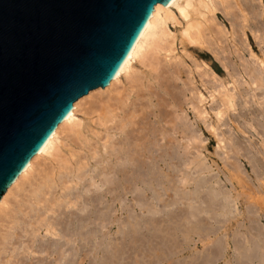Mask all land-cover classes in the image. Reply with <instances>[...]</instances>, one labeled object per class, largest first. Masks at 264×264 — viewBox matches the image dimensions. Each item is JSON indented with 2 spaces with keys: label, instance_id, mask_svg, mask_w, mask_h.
Wrapping results in <instances>:
<instances>
[{
  "label": "bare ground",
  "instance_id": "6f19581e",
  "mask_svg": "<svg viewBox=\"0 0 264 264\" xmlns=\"http://www.w3.org/2000/svg\"><path fill=\"white\" fill-rule=\"evenodd\" d=\"M171 6L178 9L177 16L180 15L181 22L173 16ZM217 14L225 17L228 27L218 21ZM168 22L181 25L177 26L176 30L173 29L175 32L172 33L168 28ZM249 35L253 41L249 39ZM176 41L185 52L189 44L207 48L225 75L223 74V77L217 75L215 69L219 68L213 59L209 60L208 57V61L197 60L198 57L205 56L204 52L196 51L195 47H192V51L196 53L190 56L188 52L185 54L180 50L192 59L190 60L192 65L186 64L187 79H183L184 76L183 80H180V87L170 88L167 85L168 75L157 73L154 81L155 91H160L167 97L162 98L159 94L161 98L157 97L156 101L152 102L149 96L151 89L150 86L147 87L152 83L143 82L137 73L128 75L131 60L140 59L145 68L156 71L161 63L158 55L164 52L165 54H162L164 59L166 58L164 62L178 58V61L168 65V70L178 69L181 73L180 63L183 62V57L172 55L176 49ZM179 58L182 60L179 61ZM140 73L146 81L147 77L151 78L144 71ZM121 74L128 75L130 79L128 89L130 92L136 91L135 100L141 98V93L146 94L141 95L147 98L143 99L146 101L145 104L142 102L143 104L138 107L136 102V107L131 98L129 100L131 102L126 103V99H129V95L126 96L127 92L125 94L121 89V92L114 91ZM171 74L176 79L179 73L176 71ZM196 76L205 93L200 87L195 86ZM123 86L125 87L124 84ZM187 90L191 96L187 94L190 97L185 98L187 95L184 93ZM102 91L112 95H106L108 100L104 99L106 101H102L97 107L90 102V106L85 107L84 112L88 114L85 122H80L74 117L81 100L73 104L72 113H68L64 122L57 125L43 144L42 151L30 159L27 170L19 174L10 191L5 192L3 198H0V217L9 223L7 224L9 231L5 230L2 237L11 238L13 230L17 227L24 228L20 224H24L26 220L22 222L19 214L33 216V212L38 214L40 210L36 207L40 206L41 210H49L53 214L57 210L59 215H64L59 219L50 216V220L55 219L53 222L47 219L48 216L40 220L36 228L31 222L30 236L41 227L49 233L48 235L57 236L58 239L44 240L37 247L43 250V253L45 251L54 253L52 259L54 264H85L91 258L93 261L104 262V254L110 249L117 248L119 232L127 229L134 231L144 226L150 230L160 231L163 234L162 238L167 240L163 241V244H169L159 246L161 249L152 247L154 260L151 264H163V261L169 264L173 261L174 264H216L219 261H222V264H264V229L260 227V219H264V211L260 212V209L264 208V197L259 199V210L254 204L250 205L252 203L246 204L249 202L246 197L247 202L244 205L242 201L241 205H244L240 218L242 221L238 222L236 215H240L241 209L236 210L238 213L235 216L230 214L229 205L232 207L233 203L229 204L231 193L221 183L222 180L228 182L234 180L243 186H247L246 183L252 185L257 183L258 187H264V0H173L168 8L155 7L154 14L149 17L137 37L119 75L114 76L105 90L98 92ZM92 93L93 90L91 95ZM94 98L96 97L91 101ZM168 101L172 108H165ZM189 108L193 113V119L187 116ZM83 114L82 118L86 116ZM149 114L156 118L155 121L149 120L147 116ZM162 118L167 126L160 124ZM201 130L202 133L208 134V140L216 141L218 149L214 150V154L217 161L220 160L222 166L227 169H238L241 174L232 176L224 174L223 179L218 174H210V165L207 166L205 163L207 161L201 157L204 150L206 154L208 147L204 139L200 138L203 136ZM116 134L118 137L114 136ZM62 135L71 137L69 143L65 141L68 138L63 140L67 144L61 142ZM101 138L102 142L99 143ZM77 141L81 144L79 147H76ZM92 141L94 142L92 150L83 151ZM81 152H85L82 153L84 159H81ZM46 154L50 159L48 163L44 160V164L41 165L42 157ZM92 158L95 160L93 163L90 162ZM240 158L245 159L251 173L242 167ZM94 177H97L98 181L97 179L95 181ZM103 186L104 190L101 189ZM121 190L127 197L130 195V199L125 198L127 201L125 199L123 201ZM18 192H23L21 195L24 196L19 198ZM56 192L58 194H55ZM107 193L112 196V203L109 201V204H106L104 201ZM246 195L241 200H244ZM259 195L258 193L256 196ZM10 197L14 198V205L9 203ZM115 201L119 203L118 208L125 216L119 217V213L115 215L117 211L113 206ZM68 207L75 209L69 210ZM139 210L141 214L137 213ZM158 212L161 215L160 219L155 217ZM40 216L38 218L45 215ZM232 220L237 222L235 228L231 229L230 239L224 241L218 234L212 240L214 243L212 246L204 248L201 246L203 249L200 248L199 251L192 250L190 258L178 262L180 260L177 258L181 257H178L176 252L181 255L186 249L182 246L186 244L185 241L180 243L179 237L182 234L190 237L194 233L203 242L220 226H225L226 222ZM31 224L28 225L29 228ZM112 227L115 229L110 234L108 231ZM105 229L107 231H104ZM37 235L40 236L36 234V237L35 235L33 237L37 238ZM25 236L27 235L23 237ZM41 237L43 239V236ZM13 241L15 244V240ZM229 243L231 253L229 252L230 257L227 259L225 253ZM166 249L170 251L167 253ZM159 256H162V260L163 258L167 260L162 261ZM115 259L113 255L109 263L114 264Z\"/></svg>",
  "mask_w": 264,
  "mask_h": 264
},
{
  "label": "water",
  "instance_id": "95a60500",
  "mask_svg": "<svg viewBox=\"0 0 264 264\" xmlns=\"http://www.w3.org/2000/svg\"><path fill=\"white\" fill-rule=\"evenodd\" d=\"M172 1L0 0V198L73 104L119 75L154 8ZM118 234L104 262L88 264H110L113 255L114 264H151L152 247L169 245L146 226ZM9 240L1 237V250Z\"/></svg>",
  "mask_w": 264,
  "mask_h": 264
},
{
  "label": "rangeland",
  "instance_id": "374dc122",
  "mask_svg": "<svg viewBox=\"0 0 264 264\" xmlns=\"http://www.w3.org/2000/svg\"><path fill=\"white\" fill-rule=\"evenodd\" d=\"M171 11H172V13H173V16L176 18V19H178L179 20V22H181L182 20L180 19V15L179 16H177L178 14H179V11H178V9L176 8V6L175 7H173V6H171ZM178 13V14H177ZM217 15H219V14H217ZM178 17V18H177ZM225 19V17H223V16H218V21H220V23H223V24H225L227 27L229 26L228 25V22L226 21V19ZM224 20V21H223ZM169 23H171L172 24V26H171V24H169ZM227 23V24H226ZM178 23H176V24H174V22H168V28H169V30L170 31H172V33H174L175 32V28H177V26L179 27L180 25L178 24ZM174 26V27H173ZM173 29H175V30H173ZM249 39L251 40L252 39V37L249 35ZM251 41H253V40H251ZM176 49H175V52H177V53H175V52H173V54L172 55H177L178 57H183L182 59H183V62L182 63H180V70L182 71L181 73L180 72H178V69L177 70H175V69H172L171 68V70L172 71H169L168 70V65L169 64H172L173 63V61H178V58H176V60L175 59H172V61L170 62V61H168L167 60V62H164V61H166V58L164 59V57H163V55L165 54L164 52V54L163 53H159V55H158V57H159V59H160V61H161V65L159 64L158 66H159V68H157V70L156 71H154V70H150L149 68H145L146 66H144L143 65V63L141 62V60L140 59H137V58H135V59H132L131 60V67H130V69H129V73H128V75H134L135 73H137V75L138 76H141L140 77V79L144 82H151L152 84H149V85H147V87L149 88V86H150V88L149 89H151V93H150V98H152L151 99V101L152 102H154V101H156V99H157V97H159V98H165V97H167L166 95L165 96H163V94L160 92V91H155V77H156V75H157V73H160V74H163V75H168V77H169V81L167 82V85H168V87H170L171 88V86L172 87H174V86H176V87H180L181 86V81L180 80H183V79H187V75H188V66L186 65V64H188V65H192V63L190 62V60L192 61V59L189 57L188 58V55H190V54H193V53H196V51H201V52H204V54H205V56H201V57H198V59L197 60H203V61H208V59L209 60H212L213 58H212V56H211V54H210V51H208V49L207 48H205V47H200V46H198V45H195V44H189L190 46H189V48L188 49H186V52L185 51H183L182 49H181V47H180V45L178 44V42L176 41ZM192 47H195V50L196 51H192ZM201 49V50H200ZM180 50H182L185 54L188 52V55H185L182 51H180ZM182 54H184V55H182ZM175 53V54H174ZM163 54V55H162ZM180 55V56H179ZM209 55V56H208ZM185 56H187L186 58H188V59H186L185 58ZM191 56V55H190ZM161 57V58H160ZM209 57V58H208ZM246 57H247V55H246ZM163 58V59H162ZM162 59V60H161ZM181 58H179V61L180 60H182ZM138 60V61H137ZM163 62V63H162ZM213 62L215 63V65H217V67L219 68L218 70L217 69H215V72H217V75L218 76H220V77H223L225 74H224V72H223V70L221 69V67L219 66V63H217V61H215L214 59H213ZM141 64V65H140ZM182 64H184V65H186L187 66V68H186V66L184 67V65H182ZM143 65V66H142ZM163 65V66H162ZM142 67V68H141ZM137 68V69H136ZM138 68H140V70L138 69ZM146 69H147V71H146ZM160 69V70H159ZM166 70H168V71H166ZM136 71V72H135ZM140 71H144L145 72V74H147V75H149L151 78H149V77H147V81L144 79V77H143V74L142 73H140ZM177 71V73H179L178 74V77L175 79L173 76H172V72L174 73V72H176ZM187 71V72H186ZM220 71V72H219ZM222 71V72H221ZM151 72V73H150ZM163 72V73H162ZM165 73V74H164ZM171 74V75H170ZM224 74V75H223ZM128 75L127 76H125L124 74H121L120 76H119V78H120V80H119V82L117 83L116 82V84H115V86H114V91L116 90V91H120V89L123 91V92H125V94H126V92H127V94H126V96L127 95H129L128 97H129V99L127 100L126 99V103L127 102H131V101H129L130 100V98H131V100H132V102H134L135 103V105H136V102H138L137 103V105H138V107H139V105L140 104H145L146 103V101H144V100H146L147 98L146 97H143L144 95H146V94H144V93H139L140 94V97L142 98H140V99H136L135 100V96H134V93H136V91L134 90L133 92H130L129 91V84H130V79H129V77H128ZM153 75V76H152ZM186 78H185V77ZM154 77V78H153ZM184 77V78H183ZM197 77L198 76H196V84H195V86H198V87H200L201 88V86H200V82H199V79H197ZM126 79V81H125V79ZM183 78V79H182ZM150 79V80H149ZM154 79V80H153ZM170 79H172V80H170ZM153 80V81H152ZM178 80V81H177ZM122 81V82H121ZM127 81H129V82H127ZM199 82V83H198ZM123 84L125 85V87L123 86ZM148 84V83H147ZM172 84V85H171ZM199 84V85H198ZM116 85H117V88L119 89V90H117V88H116ZM122 86V87H121ZM155 86V87H154ZM121 87V88H120ZM152 87V88H151ZM193 87V86H192ZM123 88V89H122ZM154 88V89H153ZM128 90V91H127ZM201 90L204 92V89H202L201 88ZM113 91V92H114ZM104 92V93H103ZM121 92V91H120ZM157 92H159V93H157ZM107 92H105V91H102V92H98V91H93V93H92V95L90 96V97H86V98H84V99H82L81 100V105H80V107H79V110H77V112L74 114V117H75V119H77L78 118V120H80V122L82 121V122H85L86 121V119H85V117L87 118V116H88V114H86V112H84V111H86V109H85V107L87 108L88 106H90V102L92 103V105L93 106H96L97 107V105H99L102 101H106V100H108V96L109 95H112V93H108V94H106ZM129 93V94H128ZM152 93H153V95H152ZM190 92L187 90V92H185L184 94L185 95H190L191 96V94H189ZM205 93V92H204ZM97 94H98V96H97ZM143 94V96H141ZM155 94H157L155 97H154V95ZM161 95V97H160V95ZM102 95V96H101ZM106 95H108V96H106ZM185 96V98H188V97H190V96ZM104 96V97H103ZM106 96V97H105ZM114 96V95H113ZM112 96V97H113ZM184 96V95H183ZM93 97H96V98H94V100L97 102H95L94 100L93 101H91V99H93ZM99 97V98H98ZM133 97V98H132ZM158 98V99H159ZM184 98V97H183ZM100 99V100H99ZM104 99H106V100H104ZM135 101H134V100ZM144 99V100H143ZM138 100V101H137ZM139 100H140V102H139ZM167 100H168V98L166 99V102H167ZM93 102H95V103H93ZM99 102V103H98ZM143 102V103H142ZM171 103L168 101V103H167V105H166V107L165 108H167V109H169V108H172V107H170L171 105H170ZM190 104V103H189ZM189 104H188V106H189ZM137 105H136V107H137ZM207 105V104H206ZM82 110H81V109ZM164 108V107H163ZM83 111V112H82ZM163 111V110H162ZM84 113V114H83ZM82 114H83V116L84 115H86V116H84L83 118H82ZM76 115V116H75ZM148 117H149V120H154L155 121V119L156 118H154V116L152 117V114L150 115H147ZM187 116L190 118V119H193V113H192V111H191V108H189V109H187ZM77 117V118H76ZM148 117H147V119H148ZM83 119V120H82ZM164 118H162V120H163ZM161 120V122H160V124H162L163 123V125H165L166 123H165V121L163 120L162 121ZM165 123V124H164ZM81 124H83V123H81ZM165 126H167V125H165ZM232 127V126H231ZM221 128V127H220ZM222 128H225L224 126H222ZM199 129H200V127H199ZM203 130V129H202ZM202 130H201V135H203V136H200V138H203L204 139V142L205 143H207L208 144V147H207V150H206V154H205V150L202 152V154H201V157L202 158H204V161H207V162H205V163H207L206 165L207 166H209L210 165V167H211V173H210V171H209V173L210 174H218V175H220V176H222V179H223V175L224 174H227V175H229V176H232V175H237V174H241L240 173V171L238 170V169H232V168H230V169H227V168H225L224 166H222V164H221V162H220V160H218L217 161V159L215 158V157H217L215 154H214V150H216V149H218V148H216V141L213 139V140H208V134L206 133V132H203L202 133ZM204 131V130H203ZM198 132H200V130L198 131ZM115 137H118V134H116V135H114ZM64 137V138H63ZM66 138H68L67 140H65ZM71 137L69 136V137H65V136H63L62 135V140H61V142H64V144H67V143H65V141H67L68 143H69V139H70ZM207 138V139H206ZM63 140H65V141H63ZM69 140V141H68ZM100 142H102V138H101V140H99V143ZM60 143V142H59ZM79 144V145H78ZM92 144V145H91ZM91 144L89 145V146H85L86 148H84V149H86V150H83V151H87V150H92V148L94 147L93 145H94V142L92 141L91 142ZM81 144H80V142H78L77 141V143H76V147H79ZM63 148H65V147H63ZM207 152H209L208 154H207ZM85 153V152H81V159H84L85 157H84V155L83 154ZM211 154V155H210ZM213 154V155H212ZM203 155V156H202ZM206 155V156H205ZM48 157H50L49 155H45V156H43L42 157V161H43V163H41V165L42 164H44V160H45V163L47 162L48 163V160L50 159V158H48ZM84 157V158H83ZM207 157V158H206ZM208 157H209V159H208ZM212 157V158H211ZM206 158V159H205ZM47 159V160H46ZM210 159H213L214 160V162H216V163H214L213 162V160H211L210 161ZM94 162L95 160H93V158L92 159H90V162ZM92 162V163H93ZM210 162H212L211 164H210ZM241 164H242V167H245L246 168V171L248 172V173H251L250 172V167L248 166V164L247 163H245V159L244 158H240V161H239ZM214 163V164H213ZM214 166H213V165ZM217 164V165H216ZM221 165V166H220ZM245 165V166H244ZM213 166V167H212ZM215 167H218V168H216L217 169V171H215L216 169H215ZM214 169V170H213ZM222 169V170H221ZM213 171V172H212ZM232 171V172H231ZM216 172H218V173H216ZM224 172V173H223ZM95 173V172H94ZM94 173H92V174H94ZM214 174V175H215ZM95 181H96V179H97V181H98V178L97 177H94L93 178ZM231 182V181H230ZM228 182V181H224V180H222L221 181V183L223 184V186H225V188L227 189V190H229V193H231V194H229V196H231V198H229V204L230 203H232V207H230V205H229V208H230V214L231 215H233V216H235V214L236 213H238V211H236V210H239V209H241V210H239L240 212V215H236V220H238V222H240V220L242 221V219H240V218H242V216H241V212L243 211V206L245 205V203L247 202V200L249 201V202H247L246 204H250V203H252V204H250V205H253L254 204V206L256 207V208H258V210L260 209V207H259V199L260 198H262L263 199V197H264V194H262V193H264V187L263 186H260V187H258V184L256 183H253V185L252 184H250V183H246V185L247 186H243L241 183H237V182H235L234 180H233V182ZM89 183V182H88ZM213 183H214V181H213ZM233 186H232V185ZM239 186H238V185ZM243 186V187H241V185ZM89 185V184H88ZM249 185L251 186L250 188H251V190H250V188H249ZM256 185H257V187H256ZM232 186V187H231ZM253 186H255V188H253ZM89 187L90 188H92V186H90L89 185ZM231 187V188H230ZM245 187V188H244ZM249 189H247V188ZM233 188V189H232ZM237 188V189H236ZM256 188H257V190H256ZM260 188H261V190H260ZM101 189H105V186H103V187H101ZM253 189V190H252ZM255 189V190H254ZM263 189V190H262ZM232 190V191H231ZM234 190V191H233ZM235 190H236V192H235ZM57 191V190H56ZM122 191V190H121ZM244 191H245V193L247 194H244ZM259 191V192H258ZM58 192V191H57ZM55 193V194H58V193ZM120 192V191H119ZM233 192V193H232ZM234 192H235V194H234ZM238 192H240L239 194H238ZM250 192H252V193H250ZM255 194H254V193ZM261 192V193H260ZM21 193H23V192H18L17 193V195H19L18 197L20 198V197H23L24 195H21ZM121 193V196H122V198H123V201H124V199L126 198V199H130V197L128 198L127 197V195H124V193H123V191L122 192H120ZM237 193V194H236ZM243 193V194H242ZM249 193V194H248ZM260 194L259 196H256L257 194ZM24 194V193H23ZM109 193H107V194H105V197H104V201H106V204H109V201H110V203H112V196L109 194ZM262 194V195H261ZM124 195V196H123ZM236 197V200H234L235 199V197ZM237 195V196H236ZM244 195H246L245 196V202H244V200H241V199H243L244 198ZM251 196V198H250V196ZM255 195V196H254ZM107 196V197H106ZM111 196V197H110ZM243 196V197H242ZM263 196V197H262ZM238 197V198H237ZM246 197H248V199H246ZM105 198H107V199H105ZM125 199V200H126ZM230 199H232V200H230ZM238 199V200H237ZM9 200H10V202L9 203H11V205H14V203H15V200H14V198L13 197H10L9 198ZM14 200V201H13ZM254 201V202H252V201ZM108 201V202H107ZM127 201V200H126ZM231 201V202H230ZM242 201H243V203H244V205L243 206H241L243 203H242ZM251 201V202H250ZM186 202V201H185ZM237 204H236V203ZM239 202H241V203H239ZM233 204H234V206H233ZM182 206H183V204H181ZM236 205V206H235ZM240 205V206H239ZM113 206H114V208L115 209H117V211H115V215H117L118 213H119V217L120 216H125V214L118 208L120 205H119V203H117V201H115L114 203H113ZM234 207V208H233ZM243 207V208H242ZM37 209H39L40 211H38L37 213L38 214H36L35 212H33V216H35V217H33V216H31L30 214H29V216H26V215H23L22 213L21 214H19V219H21V221L22 222H24L25 220H26V222H24V224L23 223H21L20 224V226H24V228L28 231H26L23 227H22V229L21 228H19V227H17V228H19V230L16 228V230H10V231H12L13 233H12V235H11V238H10V240H9V244L11 245H9L8 243V245L6 244V247H7V249H9V250H7L6 249V247H5V251L3 252V250H1L0 249V254H2V256L0 255V264H17V262H18V264H34V263H37V264H54V261L52 260L53 259V256H54V253H52V254H50V253H48V252H46L45 250V252L44 253H46V254H44L42 251L43 250H39L37 247H38V245H39V243H42L44 240H47V241H51L52 239H58L57 238V236H54V235H48L49 233H46L45 232V230L41 227V229L43 230H41V229H38L37 231H35V233L34 234H32V236H30V230H31V227H32V224L34 223V225H33V227L34 228H36L37 226H38V222L40 221V220H42V219H45V218H47L48 216V218L47 219H49L50 220V216L51 217H53V216H55L54 218H57V219H59V218H62L61 217V215H63V214H60L59 215V213H58V211L56 210V212L53 214V213H51L49 210H47V211H44V210H41L42 208L39 206V207H36ZM72 208V209H71ZM68 207V209L69 210H73V209H75L74 207ZM156 208V210L158 209V207H155ZM65 209V208H64ZM67 208L65 209V210H68ZM135 209H136V211L138 210L136 207H135ZM121 211V212H120ZM264 211V208H262V209H260V212L262 213ZM40 212V213H39ZM117 212V213H116ZM138 212H140V211H138ZM259 212V211H258ZM35 213V214H34ZM45 213V214H44ZM50 213V214H49ZM123 213V214H122ZM142 213V212H141ZM141 213H139V214H141ZM234 213V214H233ZM40 214H44V215H41V216H44V217H42V218H38L39 216H40ZM49 214V215H48ZM56 214V215H55ZM58 214V215H57ZM39 215V216H38ZM22 218H21V217ZM40 216V217H41ZM57 216V217H56ZM59 216V217H58ZM64 216V215H63ZM26 217V218H25ZM155 217H157V218H161V215H160V213L158 212L157 214H155ZM29 219V222H28V219ZM33 218H35V219H33ZM0 219H1V221H0V240H1V237H2V235L5 233L4 231L6 230H8L7 229V227H8V225L7 224H9L8 222H7V220H5V219H2V217H0ZM37 219V220H36ZM34 220V221H33ZM55 219H53V218H51V220L50 221H54ZM236 220H232L231 222H226L225 223V226H220V228H218L217 229V231H219V233H216L217 231H215V233L217 234H215V233H212L207 239H205V240H203V242H202V239H199L198 237H197V235H195L194 233H192L191 234V236L190 237H186L184 234H182V236H180L179 238H181L180 239V243H182L183 241H185V245H182L183 247H186V249H184L183 251H182V253H181V257H183V258H185V257H187V258H190V256H191V253H192V250H194V251H199V250H201L200 248H204V247H210V246H212L214 243H212V240H214V238H216L217 236H218V234H220V236H221V238H223L224 239V241L225 240H228V239H230L231 237L230 236H232V230L231 229H234L235 228V223L237 222ZM7 222V223H6ZM31 222H32V224H31ZM3 223V224H2ZM27 225H26V224ZM234 223V224H233ZM29 224H31L30 225V228H29ZM230 227H229V226ZM260 227H262L263 229H264V219L262 218V219H260ZM36 226V227H35ZM224 227V228H223ZM225 227H226V229H225ZM230 230H229V229ZM21 229V230H20ZM24 229V230H23ZM115 228L114 227H112L111 229H109V231H108V233L110 232V234H112L111 232H113V230H114ZM222 229V230H221ZM223 230L225 231V232H223ZM9 231V230H8ZM20 231V232H19ZM23 231V232H22ZM104 231H107L106 229L104 230ZM229 231V232H228ZM30 232V233H29ZM38 232V233H37ZM45 232V233H44ZM225 233L224 235L223 234H221V233ZM3 233V234H2ZM18 234V235H15V234ZM23 233V234H22ZM27 233H29V234H27ZM42 233V234H41ZM227 233H228V235H227ZM19 234H20V236H19ZM36 234H40V236L39 235H37V238H35L36 237ZM231 234V235H230ZM24 235H27V236H25V237H23ZM35 235V237H33ZM216 235V236H215ZM223 235V236H222ZM12 236H14V237H12ZM19 236V237H18ZM41 236H43V239H42V237ZM48 236V237H47ZM49 236H51V237H49ZM52 236H53V238H52ZM32 238L31 240H30V238ZM14 238V239H13ZM16 238V239H15ZM17 238H18V240H17ZM38 238H40V239H38ZM20 239V240H19ZM27 239V240H26ZM35 239V240H34ZM38 239V240H37ZM48 239H51V240H48ZM13 240H15V244H14V241ZM17 240V241H16ZM24 240V241H23ZM34 240V241H33ZM200 240H201V242H200ZM210 240V241H209ZM11 241V242H10ZM19 241V242H18ZM23 241V242H22ZM27 241L29 242V243H27ZM36 241V242H35ZM40 241V242H39ZM204 241H205V246H203V243H204ZM24 242H26V244L24 243ZM33 242V243H32ZM23 243V244H22ZM36 244V245H35ZM14 245V246H13ZM24 245V246H23ZM230 243L228 244V246L229 247H227L226 248V257H227V259L230 257L229 255V252L231 253V248H230ZM28 246V247H27ZM36 248H35V247ZM202 246V247H201ZM1 247V246H0ZM12 247H15L14 249L12 248ZM20 247V248H19ZM23 248V249H22ZM202 248V249H203ZM33 249V250H32ZM16 250H18L17 252H16ZM23 250V251H22ZM27 250V251H26ZM37 250H38V252H37ZM20 251V253L18 254V252ZM28 251H30V252H28ZM22 252V253H21ZM32 252V253H31ZM42 252V253H41ZM89 252H90V250H89ZM13 253H15V254H13ZM24 253H26V254H24ZM28 253V254H27ZM30 253V254H29ZM41 253V254H40ZM18 254V255H17ZM8 255V256H7ZM16 255H17V257H16ZM25 255V256H24ZM90 255V254H89ZM6 256V257H5ZM12 256V257H11ZM27 256V257H26ZM40 256V257H39ZM43 256H45V257H43ZM47 257V258H46ZM50 257V258H49ZM18 258H20V259H18ZM23 258H24V260H23ZM28 258V259H27ZM30 258V259H29ZM49 258V259H48ZM90 258V257H89ZM9 259V260H8ZM39 259H41V260H39ZM50 259H51V261H50ZM8 260V261H7ZM11 260V261H10ZM22 260V261H21ZM36 260V261H35ZM37 260H39V261H37ZM43 260V261H42ZM13 261V262H12ZM33 261H35V262H33ZM7 262V263H6ZM15 262V263H14ZM23 262V263H22ZM24 262H26V263H24ZM30 262V263H29ZM43 262H45V263H43ZM49 262V263H48ZM165 263V262H164ZM163 263V264H164ZM85 264H88L87 262L85 263ZM165 264H169L168 262H166ZM216 264H222V261H219V262H217Z\"/></svg>",
  "mask_w": 264,
  "mask_h": 264
}]
</instances>
